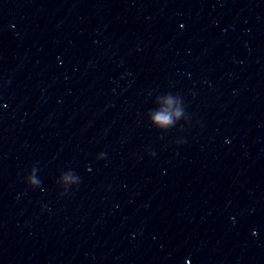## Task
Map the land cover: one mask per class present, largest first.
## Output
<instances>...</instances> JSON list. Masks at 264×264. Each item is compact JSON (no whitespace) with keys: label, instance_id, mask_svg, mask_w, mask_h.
Returning a JSON list of instances; mask_svg holds the SVG:
<instances>
[{"label":"clouds","instance_id":"1","mask_svg":"<svg viewBox=\"0 0 264 264\" xmlns=\"http://www.w3.org/2000/svg\"><path fill=\"white\" fill-rule=\"evenodd\" d=\"M156 119L162 123H168L170 122L169 121V118L167 116H157Z\"/></svg>","mask_w":264,"mask_h":264}]
</instances>
